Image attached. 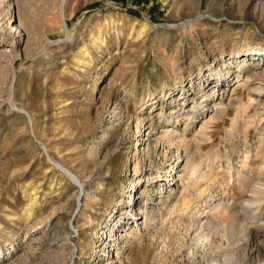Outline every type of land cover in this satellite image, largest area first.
<instances>
[{
	"label": "rangeland",
	"instance_id": "rangeland-1",
	"mask_svg": "<svg viewBox=\"0 0 264 264\" xmlns=\"http://www.w3.org/2000/svg\"><path fill=\"white\" fill-rule=\"evenodd\" d=\"M214 260L264 262V0H0V264Z\"/></svg>",
	"mask_w": 264,
	"mask_h": 264
},
{
	"label": "bare ground",
	"instance_id": "bare-ground-1",
	"mask_svg": "<svg viewBox=\"0 0 264 264\" xmlns=\"http://www.w3.org/2000/svg\"><path fill=\"white\" fill-rule=\"evenodd\" d=\"M13 27V26H12ZM17 28V27H16ZM15 29V28H14ZM12 30V29H11ZM10 30V31H11ZM15 38L13 37V40H14ZM16 42H17V40H16ZM247 72V71H246ZM239 76V74L237 75V77ZM246 78H249V75H248V73L246 74ZM257 88H260L261 89V86H257ZM212 95H213V93H208V94H206L205 96H208V97H212ZM214 107H217V105L215 104L214 105ZM178 116V115H177ZM173 129H171L170 127H167L166 128V134H164V135H166V136H170L172 133H173ZM61 167V166H60ZM195 170H196V168H192V172H190L191 174L192 173H195ZM190 171V170H189ZM188 171V172H189ZM64 172L72 179V180H74V181H76V182H78V183H80V181L78 180V178L74 175V174H72L70 171H68V170H66V169H64ZM187 172V173H188ZM189 203V202H188ZM182 204V203H181ZM223 204V203H222ZM222 204L220 203V202H217V203H214V204H211L210 206L212 207V208H214V209H216V210H218V209H220V208H223L222 207ZM224 206V205H223ZM152 207V206H151ZM175 207V206H174ZM182 207V206H181ZM153 209V208H152ZM181 209V208H180ZM183 210L184 209H188V211H191V213L192 214H195L196 215V213L197 214H199V215H201L202 213L204 214V210H202V209H199L198 207H196V205L195 206H188V204L186 203V206H185V208L183 207L182 208ZM204 209V208H203ZM208 213V211H205V214H207ZM209 214V213H208ZM207 214V215H208ZM210 215V214H209ZM204 216V215H203ZM211 222V221H210ZM204 223H206V222H204ZM203 222H201V227L200 228H202L205 224H204ZM206 243V242H205ZM219 251V250H218ZM217 256V255H216ZM227 259V258H226ZM231 259V258H230ZM215 261V263L214 264H219V263H221V262H219L218 263V260H214ZM230 261V260H229ZM264 261V260H263ZM228 262V261H227ZM231 263V262H230ZM260 264H264V262H262V263H260Z\"/></svg>",
	"mask_w": 264,
	"mask_h": 264
}]
</instances>
